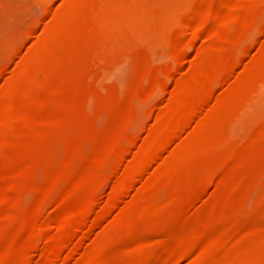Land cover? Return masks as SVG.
Returning <instances> with one entry per match:
<instances>
[{"label": "rangeland", "instance_id": "obj_1", "mask_svg": "<svg viewBox=\"0 0 264 264\" xmlns=\"http://www.w3.org/2000/svg\"><path fill=\"white\" fill-rule=\"evenodd\" d=\"M202 1L0 0V264H139L144 232L216 241L264 211V0ZM232 251L264 264V239Z\"/></svg>", "mask_w": 264, "mask_h": 264}, {"label": "bare ground", "instance_id": "obj_2", "mask_svg": "<svg viewBox=\"0 0 264 264\" xmlns=\"http://www.w3.org/2000/svg\"><path fill=\"white\" fill-rule=\"evenodd\" d=\"M227 1L228 0H203L202 2L199 3V6L197 7L196 11L194 12V17L202 18V17L212 16L215 14L212 10V5L216 2H226L227 3ZM238 4H239V1L234 0V3L232 4V6H237ZM199 28L200 27L195 26L190 30L193 34L198 35L201 32V30ZM200 103L201 102L196 103V105H194L193 108L189 111V113H188L189 115L186 118V125H189L191 120L196 116L198 109L200 108ZM121 184L122 183H114L113 187L111 188L113 191L112 197H110V198H112V201H113V198H114V201L116 200L115 198H117V199L120 198L119 197L120 193L117 192V188L119 189ZM110 194H111V192H110ZM112 201L107 200L106 202L108 203V202H112ZM103 206H106V205H103ZM106 207H108V206H106ZM106 207H104V210H102V211H101V209H103V207H101V209L100 208L98 209V212H97V214L99 213L98 217H100L101 214L105 216V214H103L104 212L108 214L109 209L106 212V210H107ZM90 211H91L90 208H87L82 213V215H81L82 218L80 219V221L78 222V225L74 229H77L79 227V225H81V223H83L84 219L87 217V215H88V213H90ZM54 214L56 215L57 213H54ZM97 218H95L96 221L100 220V218L102 219L103 217L98 218V220H97ZM52 220H53V217H52ZM96 221L94 220V223H96ZM186 221H187L186 216L183 214H179V216L177 215L171 219L168 226H169V228L178 227L180 225L185 224ZM236 221H234V222L238 223ZM228 223H230L229 220H228ZM89 227H93V225H89ZM230 227H231V225H230ZM230 230H232V229H230ZM144 233H145V236L147 237L146 239H148V237L152 238L153 236L156 237V238L153 237L155 240H157V238H161V239H158L157 242H155L154 239H153L154 241L151 239L152 242H155V244H156L155 248L158 249V247L159 246L160 247L157 251H154L156 253L152 257V259L150 258V256L149 257H146V256L143 257L142 256L143 258L139 259L140 260L139 264H176L178 261L184 259L185 257H187L188 255H190L193 252L195 253V255H194V258L191 259V262L189 264H237L236 263L237 260L235 259V257L232 254L233 253V251H232L233 247H235L239 243H247V242H251V241H253V243H257L258 240L264 239V211L256 212L253 215H251L249 217V221L246 223V225L244 226V228L240 232L223 233L219 239L218 238L216 239V241H213L209 238L205 241H198L197 239H194V240H190L188 243L178 242V243H175L173 245H169L167 242L168 241L167 240V236H168L167 230H164V231L159 232V233H154V232H147V233L144 232ZM142 234L143 233H141V235ZM142 238H144V237H142ZM74 244H76V243H74ZM64 246L65 245H64L63 240L55 241L50 247H48V246L46 247L48 249L46 252L41 253L40 259L43 260L44 262L48 263L49 261H51L55 257V255L57 253L58 254L60 253V251L63 249ZM76 246H77V244H76ZM73 248L75 250V248H77V247H75L73 245ZM262 250H263V248H262ZM71 252H73V250ZM71 252L69 251L68 254L70 253V255H71ZM68 254H67V256H68ZM116 255H114V256L116 257ZM147 256H148V254H147ZM36 262H38V261H35L34 264ZM62 262H65V260ZM130 263H131V261H130ZM130 263L128 262L127 264H130ZM36 264H41V263L38 262Z\"/></svg>", "mask_w": 264, "mask_h": 264}]
</instances>
